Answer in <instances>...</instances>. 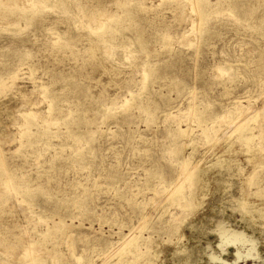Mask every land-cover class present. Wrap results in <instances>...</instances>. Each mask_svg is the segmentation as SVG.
I'll use <instances>...</instances> for the list:
<instances>
[{
  "label": "rangeland",
  "instance_id": "obj_1",
  "mask_svg": "<svg viewBox=\"0 0 264 264\" xmlns=\"http://www.w3.org/2000/svg\"><path fill=\"white\" fill-rule=\"evenodd\" d=\"M0 264H264V0H0Z\"/></svg>",
  "mask_w": 264,
  "mask_h": 264
},
{
  "label": "bare ground",
  "instance_id": "obj_2",
  "mask_svg": "<svg viewBox=\"0 0 264 264\" xmlns=\"http://www.w3.org/2000/svg\"><path fill=\"white\" fill-rule=\"evenodd\" d=\"M219 236L222 243L225 244H241L243 243V240L241 237L228 233L226 229H220L219 228ZM239 255V253H237Z\"/></svg>",
  "mask_w": 264,
  "mask_h": 264
}]
</instances>
